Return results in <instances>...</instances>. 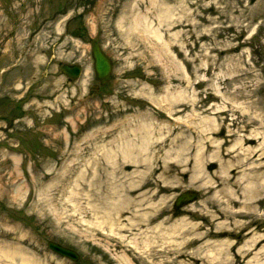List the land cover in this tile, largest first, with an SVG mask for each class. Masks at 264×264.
Segmentation results:
<instances>
[{
	"label": "rangeland",
	"instance_id": "374dc122",
	"mask_svg": "<svg viewBox=\"0 0 264 264\" xmlns=\"http://www.w3.org/2000/svg\"><path fill=\"white\" fill-rule=\"evenodd\" d=\"M77 30L79 38H73ZM91 40L113 65L111 81L101 89H94ZM73 64L83 72L68 82L58 68ZM178 93L187 104L174 101ZM172 106L183 112L167 117ZM143 120L152 124L155 139L161 125L173 128L163 146L153 141L157 159L180 133L191 138L192 160L205 145L207 159L214 146L240 155L246 146L237 140L250 131L264 140V0H0V247L20 249L31 264H170L175 253L165 241L170 227L186 222L197 225V233L216 230L224 221L204 218L216 210L215 203L208 202L203 181L190 179L193 163L179 184L162 175V161L147 173L143 166L128 165L124 174L146 173L135 182L136 194L145 195L140 211L148 219V241L138 246V261L122 260L118 248L104 250L114 242L95 236L96 225L105 218L109 189L116 185L108 175L119 171L106 154L121 159L118 148L140 133ZM257 144L258 139L252 147ZM205 171L218 172V162L209 161ZM185 192L197 198L174 210ZM260 192V224L234 230L231 222L221 236L207 238L231 243L224 264H264L263 251L252 259L264 242L247 258L237 253L252 235L264 234ZM134 210L122 218L134 216ZM157 225L162 234L151 231ZM48 243L75 252L78 261L53 254Z\"/></svg>",
	"mask_w": 264,
	"mask_h": 264
},
{
	"label": "bare ground",
	"instance_id": "6f19581e",
	"mask_svg": "<svg viewBox=\"0 0 264 264\" xmlns=\"http://www.w3.org/2000/svg\"><path fill=\"white\" fill-rule=\"evenodd\" d=\"M173 99L177 102L181 100L187 104V98L181 93L173 95ZM181 112L183 111H175V107L172 106L167 111V117ZM205 122L207 123V121ZM188 127L189 126H187V130H191V128ZM160 128L161 129L157 132L158 136L155 139L152 134V124L143 120L139 125L140 133L134 135L133 140L129 141L130 143H126V147L118 148L119 151L121 150L122 152L121 159H116L117 155L115 153L107 152V162L110 164H119V171L118 173L111 172L108 175L109 180L111 182L113 181L116 185H112V188L109 189L110 196L108 200H110V202L106 205L108 212L105 218L96 225L97 231H95V236L100 237V240L108 241V243L114 242L112 247L106 243L107 247L104 249L106 253H111L112 251H110V249L115 250L118 248L122 260L126 261L127 256H130L132 260L138 261L139 258L134 254L136 251H139L138 246L140 244L143 245L148 241V239H146L148 219L146 213L141 214L140 211L145 195L136 194L137 189L140 187L138 183L135 182V179L146 176V173L151 167L150 165L153 166L162 161V164L165 165L162 175H172L175 178L174 183L179 184L182 182V178L188 174L187 172H189L190 169L189 166L193 163V176L190 177V179L193 182L203 181V186L210 195L208 202L212 204L215 203L216 210L210 212L209 215L205 214L204 218L213 222L223 219L224 222L221 224L217 223L215 225L216 230L206 233H197L199 227L186 222H181L179 228L175 225L170 227L165 238L168 246L171 245L170 247L175 249L174 258L170 264H174L173 262L178 264L179 259L188 260L180 261L179 264H224L229 261V259H227V250L231 246V243L229 241H219L217 239L211 240V238L208 240L207 238L209 236H213L212 238L219 237L222 235L220 231L223 229L227 230L233 225H235V228H233L235 230L241 227L245 228L246 225L249 224L255 226L256 224H260L257 221L261 218L259 215L260 201L257 197H262L263 194L260 191L264 190V158L262 157L264 156V140H262V133L257 132V130L250 131L248 137L237 140L241 147L246 146L241 149L240 155H233L231 157L229 150L222 152L220 151L221 146H214V151L207 159L205 155L210 147L205 145V150L203 149V151H201L202 146L200 144L201 147L196 151L193 160L190 159L189 153L192 149L191 138L189 136L187 139V136H183L184 134L180 133L169 142V149L164 152L162 159H157L160 151L153 155V141H160V146H163V144L169 141L168 137L173 132V128L167 122L166 125H161ZM196 129H198V127H196ZM211 130L202 129L201 133H207ZM257 139L258 144L256 149H254L252 146ZM237 142L235 145H237ZM206 144H211V142ZM155 147L159 148V145ZM167 160L170 161V163H167ZM211 160L218 162L219 171L208 174L205 168L207 165L209 166V161ZM177 164L179 166L174 167V165ZM236 164L239 166L241 165V167L245 169L234 173L235 171L232 170H234L233 168ZM128 165L143 166L142 168L145 169L146 173L135 169L130 171L129 174H124L123 170H126ZM155 172L156 169H153L152 173L154 174ZM231 174L234 175L231 176ZM238 185H240L239 190ZM171 188L172 186L166 188V190ZM131 208L136 209L133 211L134 216L123 219L122 217L125 215V211H130ZM237 219H247V221L251 223L238 225ZM231 222H233V225L230 224ZM184 228L187 229L186 232H181ZM103 230H106V233L103 232ZM101 231L103 233H101ZM151 231L162 234L160 225L154 226ZM179 236L182 239L181 242H178ZM203 239L207 240L201 241ZM262 242H264V234L257 237L252 235V238L244 244L245 250H238L237 253L242 252L245 256L240 258H247V252L254 246L260 245ZM193 245H198L196 251L194 250L186 253V250L189 249V247H193ZM262 251L264 252V245L260 248L258 253L253 255L252 259L254 260L256 255ZM120 258L119 260H121ZM236 258H238L237 255L233 257V260ZM145 259H147V257H145ZM0 260L2 264H14L17 260L19 264H31L27 255L20 249L12 247V245L0 247ZM140 264H143L142 260H140Z\"/></svg>",
	"mask_w": 264,
	"mask_h": 264
},
{
	"label": "water",
	"instance_id": "95a60500",
	"mask_svg": "<svg viewBox=\"0 0 264 264\" xmlns=\"http://www.w3.org/2000/svg\"><path fill=\"white\" fill-rule=\"evenodd\" d=\"M78 32L73 33L74 37H78ZM91 56L94 62L93 69L95 78L102 85H104L110 79L111 66L107 58L101 52L99 46L94 42H90ZM60 71L65 74L68 78L75 80L79 75V67L77 66H62ZM197 198L196 194H185L180 196L176 201V207L182 206L185 203H189ZM48 248L55 254L66 258L72 262L78 260V256L71 250L65 249L57 244L48 243Z\"/></svg>",
	"mask_w": 264,
	"mask_h": 264
},
{
	"label": "flooded vegetation",
	"instance_id": "af4514ba",
	"mask_svg": "<svg viewBox=\"0 0 264 264\" xmlns=\"http://www.w3.org/2000/svg\"><path fill=\"white\" fill-rule=\"evenodd\" d=\"M94 89H101V87L98 85V86H94Z\"/></svg>",
	"mask_w": 264,
	"mask_h": 264
}]
</instances>
